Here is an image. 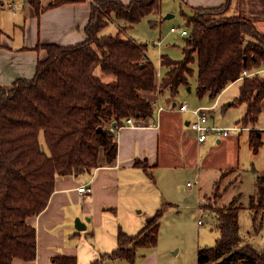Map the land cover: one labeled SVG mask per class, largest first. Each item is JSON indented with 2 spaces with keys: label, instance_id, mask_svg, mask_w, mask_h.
<instances>
[{
  "label": "trees",
  "instance_id": "trees-1",
  "mask_svg": "<svg viewBox=\"0 0 264 264\" xmlns=\"http://www.w3.org/2000/svg\"><path fill=\"white\" fill-rule=\"evenodd\" d=\"M67 1L53 0L48 8ZM27 3L40 13L41 0ZM161 7L162 0H132L129 4L94 0L85 41L67 47L45 45L47 58L38 62L32 79L0 85V264L36 259L37 232L28 220L47 208L57 177L92 174L101 156L112 164L118 155V139L111 128L123 125L129 117L136 121L153 117L155 108L141 92L169 90L175 98L180 87L189 84L195 62L200 97L208 94L216 99L231 84L242 81L236 102L246 104L247 109L241 124L251 128L254 152L263 145L262 131L255 125L264 110V77L259 73L243 77V73L263 66L264 35L242 14L227 15L231 0L217 7H197L188 19L192 30L186 35L185 57L175 61L163 56L165 73L159 79L143 44L123 37L122 31L116 35L102 32L113 15L127 24L125 31L145 17L157 16ZM97 69L112 76L111 80L104 81ZM224 179L225 174L215 184L216 201L232 186L221 190ZM164 207L137 234L120 229L117 248L92 264L107 259L134 264L138 249L157 247ZM250 207L257 234L264 228V214L258 211L264 209V189L259 204ZM241 209L235 202L216 209L221 235L213 247L197 250L198 264H264V248H256L241 236ZM54 263L78 261L62 256Z\"/></svg>",
  "mask_w": 264,
  "mask_h": 264
},
{
  "label": "crops",
  "instance_id": "crops-1",
  "mask_svg": "<svg viewBox=\"0 0 264 264\" xmlns=\"http://www.w3.org/2000/svg\"><path fill=\"white\" fill-rule=\"evenodd\" d=\"M51 1L53 0H41L40 13L36 14L27 0H23L20 12L12 18L13 35L4 31V17H0V85H11L19 79H32L38 62L47 58L45 45L67 47L87 39L85 28L94 0H68L48 8ZM121 1L129 4L132 0ZM226 1L187 0L193 9L217 7ZM4 8L17 12V7L11 0H0V10ZM238 14L248 18L264 35V0H231L227 15ZM111 22L119 28L118 33L123 32V28L127 26L114 15ZM110 23L102 33L110 27ZM143 45L148 54V44ZM163 56L165 55L161 56L160 61ZM164 73L165 70L161 77ZM163 93L171 96L169 90L141 92L153 104L155 115L135 121L138 127H127L120 131L117 137L118 155L112 164H108L105 157L101 156L100 165L92 174L57 177L55 191L47 208L28 220L37 232L36 259H15L13 264H55L54 260L62 256L75 257L78 264H92L94 260L117 248L120 229L130 235L137 234L158 209L171 205L170 197L159 193L157 205L148 207L145 216L139 215L146 208L143 206L147 205L144 194L149 190L148 180H156V171H164L167 176L172 175L173 165L164 166L161 160L165 157L172 159L174 142L182 141L185 148L195 149L197 156L192 159V163H195L202 161L204 148L208 146L210 137L204 143H199L197 135L191 136L186 132L184 126H189L192 118L188 119L184 114L188 112L178 109L183 103L178 104L176 97L171 96L167 102L168 107L163 106ZM159 107H163V110L159 111ZM212 139L222 145L225 138ZM143 162L146 163L145 166ZM84 185L89 186L91 191L80 192L79 188ZM139 208L142 210L137 211ZM77 220H80L85 229L77 228ZM140 249L134 264H155L145 254H139ZM101 264L131 263L125 259H107Z\"/></svg>",
  "mask_w": 264,
  "mask_h": 264
},
{
  "label": "rangeland",
  "instance_id": "rangeland-1",
  "mask_svg": "<svg viewBox=\"0 0 264 264\" xmlns=\"http://www.w3.org/2000/svg\"><path fill=\"white\" fill-rule=\"evenodd\" d=\"M6 2L10 0H4ZM16 5L17 12L11 9H1L0 17H4L5 27L2 28L9 35H13L12 18L19 13L23 0H11ZM168 15L172 17L167 18ZM194 9L187 0H162L160 13L145 17L135 27L122 32L123 37L133 38L141 44H148V57L155 64L159 72H164L161 65V56L166 55L171 60L179 61L185 57L184 48L187 36L192 27L188 19L193 17ZM104 33L116 34L119 28L111 22ZM176 28L177 32H172ZM193 73L189 84L182 86L175 98L178 104L188 103L191 109L199 107L212 108L208 112L209 125L223 129L243 127L242 119L246 113V104L236 102L240 95L242 82L231 84L218 98L210 95L200 97L197 94L198 66L192 65ZM264 77V66L257 70ZM96 74L104 81H110L112 76L105 75L100 69ZM191 88V91H189ZM162 105L168 107L169 93H163ZM231 106H227L228 104ZM188 119H193L192 112L184 113ZM186 132L196 136V132L189 126H184ZM250 127L242 131H232L230 137H225L220 145L214 136L204 148L201 162L192 163L197 156L193 148H185L182 141H175L172 146V159L162 158V165H173L172 175H165L164 171H156V180H148V192L144 194L146 207L137 209L143 211L139 215L145 216L147 208L157 205L158 194L165 193L171 199V205L164 207L165 215L159 232L158 246L155 248H141L139 254H145L150 262L155 264H198L197 250L213 247L220 238L221 232L217 227L216 209L235 202L242 205L239 223L240 233L246 242H251L260 250L264 248V228L259 233L253 232V203L259 204L260 193L264 189V110L260 115L255 129L262 131L263 145L258 152L250 146ZM42 136V135H41ZM43 148L45 143L41 137ZM171 151V150H170ZM166 153V151H163ZM166 155V154H165ZM162 174V175H161ZM225 174L221 190L230 183L232 186L220 201L214 198L215 184ZM199 180V184L189 188L188 182ZM206 195V197H205ZM216 202V203H215ZM203 205L210 207L203 208ZM217 207V208H216ZM259 214H264L260 208ZM201 221V225L199 224Z\"/></svg>",
  "mask_w": 264,
  "mask_h": 264
},
{
  "label": "built area",
  "instance_id": "built-area-1",
  "mask_svg": "<svg viewBox=\"0 0 264 264\" xmlns=\"http://www.w3.org/2000/svg\"><path fill=\"white\" fill-rule=\"evenodd\" d=\"M172 32H177L176 28H172L171 30ZM182 35H188V32L186 30H183ZM149 58V57H148ZM264 66V64H263ZM258 71L252 72V73H248L247 71H245L243 73V77H249L252 75L257 74ZM157 78L161 79V72H159L157 70ZM214 107V106H213ZM207 108V107H199V108H195V109H191L190 105L188 103H183L181 104L178 109L181 112H192L193 115V119L189 122V127L196 132L197 138L199 143H204L209 137L214 136L216 138H225V137H229L231 135L232 131H242L245 129H248L247 127H234L232 129H223L217 126H213V125H209V114L208 112L210 110H212V108ZM163 107H159V111H162ZM136 120L132 117L126 118L124 120V124L119 126V127H112V131H114L117 134V137L120 133V131L123 128H127V127H138L139 125L136 124L135 122ZM199 184V180H195L194 182H188L187 186L189 188L194 187L195 185ZM80 192H90L91 189L89 188V186H82L81 188H79ZM199 224L201 225V221H199Z\"/></svg>",
  "mask_w": 264,
  "mask_h": 264
},
{
  "label": "water",
  "instance_id": "water-1",
  "mask_svg": "<svg viewBox=\"0 0 264 264\" xmlns=\"http://www.w3.org/2000/svg\"><path fill=\"white\" fill-rule=\"evenodd\" d=\"M170 17H172V15H168L167 16V18H170ZM227 106H229V104ZM100 130H101V128H100ZM77 228L80 229V230L85 229V226L81 225L80 220H77Z\"/></svg>",
  "mask_w": 264,
  "mask_h": 264
}]
</instances>
